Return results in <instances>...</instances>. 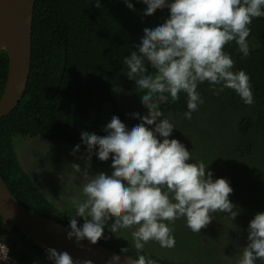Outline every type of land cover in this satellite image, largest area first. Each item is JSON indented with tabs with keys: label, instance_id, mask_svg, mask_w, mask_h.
Segmentation results:
<instances>
[{
	"label": "clouds",
	"instance_id": "obj_1",
	"mask_svg": "<svg viewBox=\"0 0 264 264\" xmlns=\"http://www.w3.org/2000/svg\"><path fill=\"white\" fill-rule=\"evenodd\" d=\"M134 10L132 0H123ZM144 15L167 8L168 15L153 27H144L135 50L122 59L123 72L135 82L136 92L147 112L134 111L138 122L130 128L113 115L105 125V135L82 130L84 167H69L84 183L80 197H73L66 238L78 247L87 240L95 245L105 235L130 230L137 255L132 264H158L143 253L149 241L161 248L176 244L173 224L184 218L186 226L199 233L214 218L227 213L232 220L240 209L230 200L233 192L225 177L213 178L203 160L194 161L191 151L171 134L176 126L164 115L162 105L175 103L184 94L192 119L204 100L199 85L217 91H235L246 105L255 103L253 85L244 69H236L225 45L234 41L242 58L251 54L248 37L253 19L264 17V0H142ZM97 7L101 0H95ZM217 86L219 88L217 89ZM78 143L72 154L80 150ZM101 161L111 158V172L90 173L92 156ZM77 217L83 219L81 223ZM246 246L241 247L237 264L264 262V211L256 212L247 226ZM128 247L120 253L127 254ZM51 264H93L90 259H74L66 250L45 249ZM120 253H113L105 264H119ZM9 248L0 240V264L10 261ZM33 264H40L34 260Z\"/></svg>",
	"mask_w": 264,
	"mask_h": 264
},
{
	"label": "trees",
	"instance_id": "obj_2",
	"mask_svg": "<svg viewBox=\"0 0 264 264\" xmlns=\"http://www.w3.org/2000/svg\"><path fill=\"white\" fill-rule=\"evenodd\" d=\"M134 10L123 0H36L33 19V50L31 72L27 90L20 104L0 122V174L10 191L28 209L68 226L70 215L52 204L38 189L23 169L14 146L16 135L37 137L64 143H81V131L105 135L104 119L97 115L87 123L90 112L101 113L105 104H111L112 115L122 120L123 111L113 94L121 86L131 96L140 99L135 82L123 72L122 59L135 50L134 45L143 35L144 27H153L168 15V9L158 8L152 15H144L142 0H132ZM249 42H264V17L253 19ZM236 69H244L250 76L254 96L264 100V47L252 48L247 58H242L234 41L225 45ZM9 72L8 51L0 49V100ZM164 115L185 112L186 98L181 94L175 103L162 105ZM240 124L244 134H249L252 123ZM96 164L101 161L95 155ZM5 221L0 215V225ZM81 222V221H80ZM82 223V222H81ZM14 232L21 233L17 227ZM108 239L97 243L120 252L128 247L127 255L135 257L137 251L132 241L120 239L105 231ZM31 251L47 257L45 249L32 240H26ZM12 251L23 264H33L32 254ZM158 264H193L161 258L143 249V253Z\"/></svg>",
	"mask_w": 264,
	"mask_h": 264
},
{
	"label": "rangeland",
	"instance_id": "obj_3",
	"mask_svg": "<svg viewBox=\"0 0 264 264\" xmlns=\"http://www.w3.org/2000/svg\"><path fill=\"white\" fill-rule=\"evenodd\" d=\"M252 48L264 47V42L251 41ZM219 86H217V89ZM204 100L199 109L187 120L184 112L165 114L176 128L172 137L180 140L194 161L203 160L213 172V178L225 177L233 192L229 198L240 209L234 220L227 213H214L212 221L199 233L192 232L184 218H178L173 226L176 244L174 248H161L158 242L149 241L145 250L161 258L193 264H237L241 247L246 246L247 226L254 214L264 211V100L254 96L255 103L246 105L234 90L225 88L217 94L208 82L199 85ZM113 94L123 111L121 120L129 128L138 122L134 111L146 113L141 100L131 97L123 87L117 86ZM100 115L105 124L112 115L111 104H105L101 113L90 112L87 123ZM250 120L249 134H244L240 124ZM77 143H64L37 136L14 137V146L23 169L29 174L40 192L57 208L69 215L73 212L72 199L82 195L83 178L69 167L71 162L84 167L85 150L75 155L72 149ZM90 173L111 172V163L96 164L91 161ZM83 222V219L77 217ZM105 231L109 232L107 227ZM110 233V232H109ZM120 239L131 240L130 230L114 234ZM8 243L21 254H32L40 264H51L47 257L31 251L28 237L13 231L7 222L0 225V240ZM257 264H264L258 261Z\"/></svg>",
	"mask_w": 264,
	"mask_h": 264
},
{
	"label": "water",
	"instance_id": "obj_4",
	"mask_svg": "<svg viewBox=\"0 0 264 264\" xmlns=\"http://www.w3.org/2000/svg\"><path fill=\"white\" fill-rule=\"evenodd\" d=\"M36 0H0V9L11 8L16 26L9 54V72L3 96L0 100V122L21 102L31 72L33 50V19ZM3 49V48H0ZM0 215L5 222L17 227L28 239L43 249L54 247L58 251H68L74 259H90L93 264H105L113 253H120L87 240L78 247L66 238L67 227L38 212L25 207L10 191L0 174ZM119 264H132L131 256L120 253Z\"/></svg>",
	"mask_w": 264,
	"mask_h": 264
},
{
	"label": "bare ground",
	"instance_id": "obj_5",
	"mask_svg": "<svg viewBox=\"0 0 264 264\" xmlns=\"http://www.w3.org/2000/svg\"><path fill=\"white\" fill-rule=\"evenodd\" d=\"M15 26L16 21L11 12V8L0 9V48H10Z\"/></svg>",
	"mask_w": 264,
	"mask_h": 264
},
{
	"label": "built area",
	"instance_id": "obj_6",
	"mask_svg": "<svg viewBox=\"0 0 264 264\" xmlns=\"http://www.w3.org/2000/svg\"><path fill=\"white\" fill-rule=\"evenodd\" d=\"M6 245L9 248V256L11 258L8 264H23V262L16 255H14L11 246L8 243H6Z\"/></svg>",
	"mask_w": 264,
	"mask_h": 264
}]
</instances>
